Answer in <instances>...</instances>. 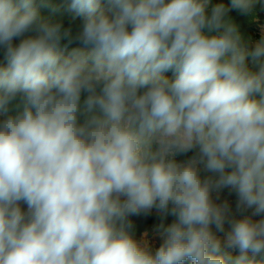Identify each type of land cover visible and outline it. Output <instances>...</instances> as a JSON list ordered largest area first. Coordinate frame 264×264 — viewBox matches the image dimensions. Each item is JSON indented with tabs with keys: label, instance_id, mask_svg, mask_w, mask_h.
<instances>
[{
	"label": "clouds",
	"instance_id": "1",
	"mask_svg": "<svg viewBox=\"0 0 264 264\" xmlns=\"http://www.w3.org/2000/svg\"><path fill=\"white\" fill-rule=\"evenodd\" d=\"M69 8L75 33L0 0V264H260L264 0ZM152 210L155 251L130 220Z\"/></svg>",
	"mask_w": 264,
	"mask_h": 264
},
{
	"label": "rangeland",
	"instance_id": "2",
	"mask_svg": "<svg viewBox=\"0 0 264 264\" xmlns=\"http://www.w3.org/2000/svg\"><path fill=\"white\" fill-rule=\"evenodd\" d=\"M212 2H213V4H215V3L218 2V0H212ZM223 2L225 4H227V3H229V0H223ZM257 7L259 8V5ZM231 14L233 16H236V22L239 24V26L241 28V31L245 35L246 38L247 37H251L253 40H256V39L260 38L261 31H260L259 24L254 23V22H250L248 20V18H246V17L237 16L235 11H233ZM260 15H261V23H264V12H261ZM81 24H77V25H63V26L66 27V28L70 27L73 30V33H75L79 29ZM16 42H19V41L17 40V41H15V43ZM72 49L73 48L70 47V48H63L61 50L63 51L64 55H67L68 52H70ZM165 75H167L169 78H174L172 72H168ZM187 158H188L187 156H179V157H177L178 160H185ZM236 199L237 198H236L234 193L230 195L228 190L225 189L220 194V201H218V202H222L224 200H227L229 202V204H236ZM149 213L151 215H153L152 221L150 223L149 222L145 223V221L142 222V223H138V224H136L134 226L135 230H133V231L131 230V231H132V234L134 235V238L138 242H141V243H145L146 242L148 244V246L150 247V249L155 251L161 245L162 239L160 238L159 235H157L155 233H151V230H152L151 227L154 225V222H157L158 217H161V215L159 213H157L155 210H152ZM250 214H251V210H249L248 212L244 213V215H250ZM239 218H240V216H239ZM260 218H261L260 216L253 217V219H260ZM130 220L132 222V225L135 224V222L133 223V220H132L131 217H130ZM225 227H226V230H227L228 225L226 224ZM147 230H148V232L145 233L144 231H147ZM213 230L215 231V229H213ZM134 231H136V232L133 233ZM217 235L220 236L223 239V236H224L223 233H217ZM152 237L154 239H152ZM152 241H155L156 243L152 244ZM225 252L229 253L232 257H236L237 255H239V251L236 250V249H225ZM257 257H259V255ZM257 257H256V259H257Z\"/></svg>",
	"mask_w": 264,
	"mask_h": 264
},
{
	"label": "trees",
	"instance_id": "3",
	"mask_svg": "<svg viewBox=\"0 0 264 264\" xmlns=\"http://www.w3.org/2000/svg\"><path fill=\"white\" fill-rule=\"evenodd\" d=\"M228 4V3H227ZM36 5L38 7L39 16L43 20H47L52 23H61L62 25H77L83 22V17L77 16L73 11L70 10V0H36ZM18 43V42H16ZM67 41H62L60 48H65ZM75 48L81 47L78 43H73L71 45H67V48ZM0 64L6 65V60L4 58V49L0 48ZM171 72V71H170ZM166 74V73H165ZM192 153L187 154V157H190ZM232 213L237 218H239L240 213L236 211V204H230ZM153 215L150 213H141L139 216L131 217L133 220L132 231L135 230L134 226L138 223H142L145 221L151 222ZM173 217L169 216L167 219H163L162 217H158L156 225L159 226L161 222L167 224ZM169 220V221H168ZM260 262V264H264V254L259 255L256 259Z\"/></svg>",
	"mask_w": 264,
	"mask_h": 264
},
{
	"label": "crops",
	"instance_id": "4",
	"mask_svg": "<svg viewBox=\"0 0 264 264\" xmlns=\"http://www.w3.org/2000/svg\"><path fill=\"white\" fill-rule=\"evenodd\" d=\"M22 207L25 208V205H22ZM133 217H134V216H133ZM152 225H153V224H152ZM157 227H158V225H156V222H154V225L151 227V229H152V230H151V233H155V234L159 235L158 232L156 231ZM135 232H136V231H134L133 233H135ZM144 232L146 233V232H148V230H147V231H144ZM153 237H154V236H153ZM153 237H152V239L155 238V237H154V238H153ZM155 243H156L155 241H152V244H155Z\"/></svg>",
	"mask_w": 264,
	"mask_h": 264
},
{
	"label": "built area",
	"instance_id": "5",
	"mask_svg": "<svg viewBox=\"0 0 264 264\" xmlns=\"http://www.w3.org/2000/svg\"><path fill=\"white\" fill-rule=\"evenodd\" d=\"M25 209H26V205H25Z\"/></svg>",
	"mask_w": 264,
	"mask_h": 264
}]
</instances>
